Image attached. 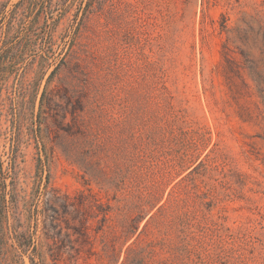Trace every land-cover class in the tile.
<instances>
[{
  "label": "rangeland",
  "instance_id": "1",
  "mask_svg": "<svg viewBox=\"0 0 264 264\" xmlns=\"http://www.w3.org/2000/svg\"><path fill=\"white\" fill-rule=\"evenodd\" d=\"M244 33L264 72V0H0V156L18 202L0 264H32V248L24 251L14 231L37 233L18 215L48 173L61 195L103 204L86 207L99 215L92 229L107 205H119L75 162L79 136L65 130L76 119L99 135L110 176L127 170L134 146L146 148L150 135L179 150L193 132H209L206 167L183 185L187 206L142 238L166 243L157 264H264V99L243 69L236 41ZM226 52L247 87L227 69ZM142 159L145 174L130 187L170 172L165 152ZM189 172L161 187L168 192ZM109 225L92 232V252L61 237L36 261L107 264Z\"/></svg>",
  "mask_w": 264,
  "mask_h": 264
},
{
  "label": "trees",
  "instance_id": "2",
  "mask_svg": "<svg viewBox=\"0 0 264 264\" xmlns=\"http://www.w3.org/2000/svg\"><path fill=\"white\" fill-rule=\"evenodd\" d=\"M248 38V33H244V35L240 34L238 37L239 41H236L242 44L239 45L238 49L244 58L245 65H247L243 69H248L250 80L264 99V72L259 70V63L248 51L250 50ZM224 58L227 69H233L234 75L242 79L243 84L247 87L248 84L244 80L238 63L233 57H230L228 52L224 53ZM77 67L81 68L82 65L78 63ZM65 132L68 136H79V141L77 142L78 155L75 162L81 166L85 175L92 178L100 186V189H112L113 200L119 205H107L105 213H101L102 217L99 220L101 225L96 229H92L90 220L98 218L99 215H91L86 207L103 209V204L98 200L92 201L83 194L74 198L61 195L50 184V175L48 173L44 185L41 186L42 179H40L41 184L33 189L31 200L25 202V211L18 215L20 219L26 215L31 221L29 227L34 225L36 232H41V235L36 237L37 233L33 235L20 229L14 231V236L24 251L32 248V264H40L39 261H36V254L41 248L45 246V249L49 250V248H52L50 241L57 242L61 237L69 239L71 244H79L80 253L92 252L94 245L92 232L97 234L99 232L105 233L104 225L106 222L111 224L109 225V235L103 242V252L107 264H157L158 253L160 250H165L166 243H161L156 239L146 241L142 236H146L150 225L156 223L158 219H164L175 214L177 212L175 210L179 208V205L184 208L187 206V197L190 192H188V186L184 187L183 185L199 169L206 167L209 154L203 159L202 155L208 147L209 139L207 135L209 132H204L203 134L193 132L189 144L182 145L179 150L174 149L172 145L165 147V143H156L153 135H150V142L147 143V147L155 146V148H145L144 145L142 147L134 146V153L127 158V170L111 176L102 157L105 146L101 143L97 132L86 125L84 119L83 121L76 119L74 126H69ZM181 133L183 134L184 132L182 131ZM162 152H165L166 157H172L170 160L172 165L168 167L170 172L167 171L162 179H155L154 176L152 186L130 187L132 183H141V178L145 174L142 157L146 154V157L155 159L156 154ZM3 165L4 163L0 156V248L7 234L5 223L8 221V213L10 210L18 208L14 192V178L10 171L4 170ZM42 169H40L41 173H43ZM149 171L147 170V172ZM187 171H190L189 174L183 177L168 192L169 187H161L164 181H170L168 185H171L176 178H179ZM151 174L152 176L154 175V173ZM173 175L176 177L171 180ZM9 179H11L10 183H8ZM110 213H114V216L109 217ZM14 218L19 220L16 217ZM144 222L145 224L141 229V225ZM64 224L66 228L63 227ZM7 229L10 231L11 228L7 227ZM64 231H66V234H64ZM73 237H75V240H72ZM101 260L103 261L104 259L101 257ZM41 262L44 264L42 257Z\"/></svg>",
  "mask_w": 264,
  "mask_h": 264
}]
</instances>
